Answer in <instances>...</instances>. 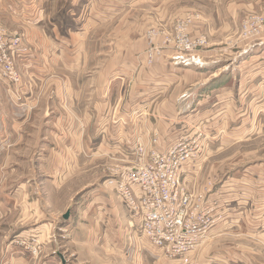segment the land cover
<instances>
[{
	"label": "rangeland",
	"instance_id": "1",
	"mask_svg": "<svg viewBox=\"0 0 264 264\" xmlns=\"http://www.w3.org/2000/svg\"><path fill=\"white\" fill-rule=\"evenodd\" d=\"M123 1L0 0V32H17L22 39L26 34L28 47L33 48L40 46L35 44V33L48 32L53 24L63 31L77 32L84 27L83 35L68 33L69 46L78 48L83 44L82 60H86L71 74L76 78L81 103L94 93L95 73L100 66L110 67L116 58L129 57L138 49L147 56V63L152 64L167 49L161 50L162 42L177 56L216 59L236 66L234 82L241 84L238 117L235 109L231 115L224 108V123L217 130H210L208 116L200 115V120L193 124L188 120L183 127L185 135L178 139L200 141L197 152L189 158L191 163L198 164V171L189 175V183L184 182L182 174L180 182L191 189L185 187L192 197L212 207L216 218L221 215L216 213L217 208L244 213L240 230L219 233L214 240L221 244H241L246 257L242 256L243 264H264V227H257V235L248 233L252 218L264 214V0H130L136 4L126 7L112 20L87 19L98 6L103 5L112 14L115 9L111 6ZM229 12H233L232 27L225 28ZM182 36L188 40L187 45L203 41L191 49L178 44ZM42 41L47 54L48 42ZM54 67V74L49 71L45 75V82L37 92L36 116L25 124V135L33 139L23 138L6 153L0 167V207L4 205L6 209L0 212V257L2 245L9 240L20 252L29 255L26 264H42L47 259H54V264H215L198 263L189 256L190 252L171 254L164 246L151 242L142 234L140 217L120 195L115 181L141 160L140 151L145 150L148 155L152 150H159L153 147L157 134L152 135L149 145L136 143L134 156L129 161L95 159L92 157L95 149L90 145L85 148L87 137L84 147L65 150L68 157L61 179L54 177L53 170L49 171L47 161L41 160L36 151L44 143L42 139L53 142L55 135L46 136L44 125L51 121L43 120L40 111L59 106L52 88L59 76L62 82L69 74L61 67ZM230 74L221 73L227 77L225 84L230 81ZM172 144L159 151H165ZM205 147L213 152L202 156ZM48 152L55 154V151ZM18 187L22 195H12ZM134 188L132 192L136 194ZM222 188L228 192L219 191ZM214 192L218 198L209 197ZM65 214L68 218H64ZM135 218L140 220L141 233L136 230L137 226L129 225V219ZM36 225L37 229H32ZM244 226L246 236L242 231ZM24 229L28 231L23 237L14 238L16 231L23 233ZM135 234L139 238L135 239ZM209 239L207 234L199 247L205 246Z\"/></svg>",
	"mask_w": 264,
	"mask_h": 264
},
{
	"label": "crops",
	"instance_id": "2",
	"mask_svg": "<svg viewBox=\"0 0 264 264\" xmlns=\"http://www.w3.org/2000/svg\"><path fill=\"white\" fill-rule=\"evenodd\" d=\"M133 4L136 3H130V0L114 4L111 6L115 9L112 14H108V10L105 11L101 5L90 12L87 19L96 22L112 20ZM232 13L229 12L227 15L225 28L232 27V21H230ZM81 25L83 27V24ZM56 28L57 25L53 24V28L47 30L48 32L35 33V44L40 46L33 48L28 47L25 34L21 40V47L14 57L20 74L19 83L13 85L0 75V167L6 158V153L19 145L23 138L33 139L25 135V124L30 123L34 114L36 116L34 108L37 106V92L45 82V75L49 71L53 73L54 66L61 67L69 74L66 79L63 78L62 82V77L59 76L52 88L54 98H58L59 106H55L53 110L46 107L47 109L43 108L40 111L43 120L49 118L51 121L50 124L44 125L46 136L49 137V133H52L55 135V140L50 142L49 139H42L41 142L44 143L36 151L41 160L45 158L49 171H54V177H60L66 171L63 165L68 154L65 150L84 147L87 137L88 143L85 148L90 145V148L95 149L92 154L95 159L106 157L129 161L134 156V145L141 142L149 145L153 134L158 135V140L153 147L161 150L174 143L181 135H185L183 127L187 125L188 120L193 124L200 120V115L208 116L211 118L210 130H217L218 126H223L224 123V108L229 110L231 115H233V109L236 116L238 114V90L241 84L234 82L237 77V74H234L236 66L231 67L230 62L221 63L216 59L177 56L163 42L160 44L161 50L164 47L167 49L163 50L162 57L156 58L152 64L147 63V56L138 49L129 57L116 58L110 67L100 66L95 73L97 76L95 75L93 83L96 91L89 94V99L85 103H81V95L77 92L75 85L76 78H72L71 74H75L86 61L82 60L83 44L78 48L74 45L69 46L68 33L74 31ZM83 32L85 33L84 27L74 32V35L77 36L78 33L83 35ZM42 39L48 42L47 54H44L42 46L45 43ZM227 71L231 72V79L225 84L227 77L221 73L227 74ZM82 80L84 81L85 77ZM62 103L63 106L60 105ZM48 149L55 151V154L49 153ZM203 152H201L202 156L213 151L205 147ZM189 160L182 164L180 173V179L183 174L184 182L187 183L190 182L189 175L193 176L196 173L198 165ZM57 173H59L58 176ZM187 190L191 191L190 188ZM219 191L228 192L224 188ZM21 193L22 189L18 187L12 195H22ZM212 196L218 198L216 192L209 197ZM215 198L211 199L215 200ZM5 210L4 205L0 207V212ZM216 213L221 215L210 228L208 233L210 239L203 244L205 246L191 251L189 256L198 263L243 264L242 256L244 259L246 257L241 250V244H234L235 242L221 244L214 239L219 233L240 230L245 219L244 213L221 211L219 208ZM129 225L137 226L136 230L140 232L139 219L135 218L134 221L129 219ZM249 225L251 232L248 233L257 235V227H264V214L261 217H253ZM34 227L32 229H37V225ZM245 230L242 229L243 235L246 236L247 230L246 233ZM27 231L24 229L22 233V230H18L13 236L14 238L23 237L24 232ZM133 236L135 239L139 238L138 234ZM18 248L13 241L8 240L3 244L0 263H28L29 255L23 254ZM53 261L54 259H47L42 264H54L55 261Z\"/></svg>",
	"mask_w": 264,
	"mask_h": 264
},
{
	"label": "built area",
	"instance_id": "3",
	"mask_svg": "<svg viewBox=\"0 0 264 264\" xmlns=\"http://www.w3.org/2000/svg\"><path fill=\"white\" fill-rule=\"evenodd\" d=\"M21 40L20 33L0 32V75L13 84L20 80L14 57L21 47ZM199 41L203 39L187 45L188 40L182 36L178 44L195 49L200 46ZM197 140L182 137L165 151L152 150L148 155L145 150H139L141 160L115 181L121 197L140 217L142 234L171 254L194 251L217 219L212 207L204 205L202 199L192 197L180 182L179 170L197 152V145H200ZM133 188L136 194L132 192Z\"/></svg>",
	"mask_w": 264,
	"mask_h": 264
},
{
	"label": "water",
	"instance_id": "4",
	"mask_svg": "<svg viewBox=\"0 0 264 264\" xmlns=\"http://www.w3.org/2000/svg\"><path fill=\"white\" fill-rule=\"evenodd\" d=\"M64 216V218H68V216H67V214H65V215H63ZM63 261V260H62Z\"/></svg>",
	"mask_w": 264,
	"mask_h": 264
}]
</instances>
